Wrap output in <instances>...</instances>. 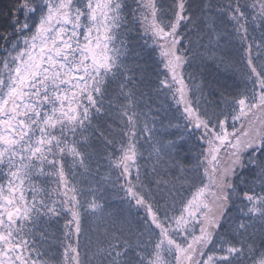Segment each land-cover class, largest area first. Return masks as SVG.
<instances>
[{
	"label": "snow or ice",
	"instance_id": "obj_1",
	"mask_svg": "<svg viewBox=\"0 0 264 264\" xmlns=\"http://www.w3.org/2000/svg\"><path fill=\"white\" fill-rule=\"evenodd\" d=\"M133 3L134 8L127 0H9L6 9L0 8V180H6L0 183V264H40L48 229L59 227L64 217L63 264H264V227L257 247L248 222L258 217L264 223V34L256 42L248 30L249 24L264 29V0H228L215 8L210 2L194 8L190 0ZM224 17L232 28L218 31ZM197 22L207 34H216L215 44L210 39L209 45H200L205 48L201 61L225 63L218 55L220 41L237 38L251 87L228 92L219 82H197L187 71L197 58L191 38ZM130 24L139 26L141 39L147 37L148 59L157 66L151 73L122 38ZM113 83L112 92L122 103L110 98ZM142 87L175 101L183 120L175 127L185 135L160 138L152 109L137 111ZM89 132L106 152L112 149L108 167L119 175L110 182L115 187L123 180L118 188L128 207L144 214L135 225L122 213L110 214L103 246L85 260L80 238L87 241L85 249L91 239L84 221L102 210L100 185L109 182L78 179L92 176L86 163L92 156ZM194 132H199L200 148L195 163L182 168L189 173L190 196L170 188L160 203L159 186L165 182L153 188L142 178L140 137L157 159L164 153L175 164L172 154L178 155ZM69 157L72 163L66 165ZM41 177L55 187H39L35 181ZM93 182L97 187L82 186ZM221 229L240 239H224Z\"/></svg>",
	"mask_w": 264,
	"mask_h": 264
},
{
	"label": "trees",
	"instance_id": "obj_2",
	"mask_svg": "<svg viewBox=\"0 0 264 264\" xmlns=\"http://www.w3.org/2000/svg\"><path fill=\"white\" fill-rule=\"evenodd\" d=\"M130 7L134 8L135 4L133 0H127ZM169 3L172 0H168ZM192 5L195 7L202 6L204 3L210 2L213 8L217 6H222L223 3H227L228 0H190ZM242 3L245 0H241ZM250 4L252 0H247ZM9 0H0V8L7 7ZM125 12H128V9H125ZM213 16L216 15L215 12L211 13ZM200 13L198 11L195 12V16L198 17ZM129 21H131V15L129 14ZM192 27L191 25L189 26ZM218 31H223L225 27L228 29L232 28V25L227 23V18L224 17L217 22ZM248 30L250 33V37H255L256 42L261 41L262 34H264V29L255 28L249 24ZM181 31H185V29H181ZM125 34L122 38L126 39L130 45L135 48V51L140 53L141 60L139 63L143 64L145 62L149 65V73L152 72V69L157 66L153 63L152 60L148 59L147 53L149 52L148 48L144 47V40L141 39L142 32L139 29L138 25L130 24V31L122 30ZM215 33L207 34L205 26L202 23L197 22V29L191 33V38L193 39V53L197 55V58L193 60L192 66L187 69L188 72L193 73L197 78V82L203 80L205 83L215 85L217 82L221 85H225L227 87L228 92H236L243 90L246 86L251 87L250 84L246 85L245 77L248 73V69L246 68L245 62L242 58V51L240 44L237 42V38L230 37L231 42L221 40L220 41V50L218 51V55H222L224 57L225 63H220L219 60L211 61L205 60L201 61L200 54L205 52V48L200 47L201 44L207 46L209 45V41L211 39L212 43L215 44ZM150 43V41H149ZM248 43H252V40L249 39ZM215 50V49H214ZM256 49L253 48V52L255 54ZM155 59H159V56H156ZM258 63V61H257ZM162 67V66H161ZM203 73V75H201ZM152 79H155V76H152ZM116 87V84L113 83L109 87L110 98L113 100V103H122L123 101L116 100V93L112 92V89ZM152 88H155V85H151ZM143 92L145 95L140 97L139 92L137 93V99L139 101V106L137 111L149 112V109H152L150 112V116L156 118V127L160 129V138L164 141L175 140L177 137L181 135H185L182 129H178L175 127L177 124H183L182 119H178L180 116V112L176 110L177 106L175 101L171 100L170 96L165 95L163 92L159 94H155L154 92H150L148 88H143ZM205 94H207V88H205ZM209 99H215V97H209ZM107 103V99H106ZM98 121H93V124H96ZM106 124L111 125L113 129L118 130L119 124L113 123L111 119H106ZM239 126V125H237ZM167 132V135H162V133ZM86 135H89L91 139L88 142V151L92 153L91 159L86 161L89 167L92 169V176L81 178L78 176V179H86V180H99L101 178H107L109 182L100 185L103 195L102 198L98 200V203L102 205V210L97 214V216L90 217L84 221V227L88 229V236L91 239V247L89 249L84 248V244L87 242L84 237L80 238V254L81 257L85 260L91 256L92 252L98 247L103 246L104 236V225L109 222V216L112 213L119 212L122 213L124 217L128 218L133 225L136 223L137 216H142L144 214L143 209L129 208L128 201L124 198L123 190L118 188L119 183H123V180L117 182V186H113L110 181H115L117 176L119 175V170H114L108 167V159L107 152H111L112 149H107V152L104 150L105 146L103 143L99 142L95 136L89 132ZM199 135V132H194L191 138L186 136L185 143L182 148L179 150V154L175 153L172 156L175 159V164L173 163V158L161 153L160 159H157L156 154L152 151V148L149 146L147 142L144 141L143 135L140 137L138 147H140V151L143 153V158L139 160V164L141 165V176L145 178L147 183L148 180H151L153 183L149 185L150 187L155 188L157 182L164 181V184H160L159 186V194L157 195V199L160 203L164 201L160 199V197H167L168 190L171 188L173 191L179 189L184 196H190V192L187 191L188 181L186 177L189 173H185L182 171V168H190L195 163V155L198 149L200 148V144L196 141V136ZM117 140L119 137L117 136ZM119 145L117 144V147ZM152 153L151 158H149V154ZM116 155H119L117 152ZM187 157V159H185ZM66 165H71V158H67L65 161ZM99 167V176L97 173V166ZM6 171V169H4ZM76 171L82 172V169H76ZM247 175V174H245ZM251 179V177H249ZM0 183H6V180H0ZM35 183L39 187L46 188H54L55 183L53 181H45L43 177L39 180L35 181ZM183 185V188H181ZM84 188H95L97 184L95 182L88 184H82ZM175 186V187H173ZM26 197L31 202V195L27 191V185L25 186ZM194 190V189H193ZM256 192L259 193L260 189L256 188ZM91 199V197H89ZM240 202L237 201V204ZM179 206V205H178ZM235 213V209H233ZM68 217L61 218L58 222L59 227L52 226L48 229L49 236L46 239L40 248V252L42 256L40 258V264L43 261H47L48 264H63V248L61 247L62 237H63V225L65 219ZM99 220V224L97 223ZM253 225L252 228L249 229L250 232L256 233L257 239V247H259V234L261 228L264 227V223H262L258 217L254 218V220L248 221ZM227 225L225 226V229ZM225 229H221V235L224 239L235 242V240H239V235H224ZM198 234V230H197ZM73 240H75V236H73ZM68 241H63V243H67ZM75 246V244H74ZM238 246V245H237ZM220 255L221 253H217ZM245 264H251V261H246Z\"/></svg>",
	"mask_w": 264,
	"mask_h": 264
}]
</instances>
